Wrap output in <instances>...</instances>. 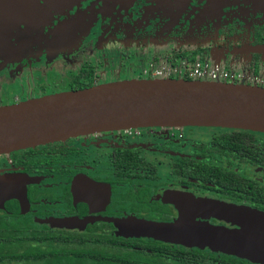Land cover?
Here are the masks:
<instances>
[{
	"label": "flooded vegetation",
	"instance_id": "af4514ba",
	"mask_svg": "<svg viewBox=\"0 0 264 264\" xmlns=\"http://www.w3.org/2000/svg\"><path fill=\"white\" fill-rule=\"evenodd\" d=\"M197 64L264 86V0H78L62 10L0 0V106L118 81L123 69L125 79H193ZM238 131L264 143L253 130L147 126L0 154V264H264V253L144 232L207 223L254 231L264 252V160L231 148Z\"/></svg>",
	"mask_w": 264,
	"mask_h": 264
},
{
	"label": "water",
	"instance_id": "95a60500",
	"mask_svg": "<svg viewBox=\"0 0 264 264\" xmlns=\"http://www.w3.org/2000/svg\"><path fill=\"white\" fill-rule=\"evenodd\" d=\"M55 8L78 0H54ZM10 18V17H9ZM14 18V17H13ZM208 126L264 132V86L220 79L131 78L0 106V154L126 127ZM230 211L241 214L240 206ZM189 246L256 256L257 235L195 223H147L144 232ZM256 242L254 243V241Z\"/></svg>",
	"mask_w": 264,
	"mask_h": 264
},
{
	"label": "trees",
	"instance_id": "16d2710c",
	"mask_svg": "<svg viewBox=\"0 0 264 264\" xmlns=\"http://www.w3.org/2000/svg\"><path fill=\"white\" fill-rule=\"evenodd\" d=\"M230 138L231 148L236 149L239 156H247V159L250 160H264V143L258 141L253 134L246 131H238L232 133Z\"/></svg>",
	"mask_w": 264,
	"mask_h": 264
},
{
	"label": "built area",
	"instance_id": "2783aa9c",
	"mask_svg": "<svg viewBox=\"0 0 264 264\" xmlns=\"http://www.w3.org/2000/svg\"><path fill=\"white\" fill-rule=\"evenodd\" d=\"M166 77L164 75H157L156 77ZM189 76L193 79H220L224 81H228L233 78V74H231L228 70L222 69L218 64L209 66V65H201L197 64L189 71ZM241 76V74H240ZM154 78V77H153ZM244 80V78H243ZM240 80V81H243ZM257 78L254 79L256 81ZM238 81V82H240ZM253 81V79H251ZM233 82H236L235 80ZM249 83V82H248ZM258 84V83H256ZM259 85V84H258ZM262 86V85H261Z\"/></svg>",
	"mask_w": 264,
	"mask_h": 264
},
{
	"label": "rangeland",
	"instance_id": "374dc122",
	"mask_svg": "<svg viewBox=\"0 0 264 264\" xmlns=\"http://www.w3.org/2000/svg\"><path fill=\"white\" fill-rule=\"evenodd\" d=\"M138 67H139L138 65H135V67L132 70L130 69V73H132V72L137 73V69H140ZM127 74H129V71L126 70V69H123V73H122V77L121 78L122 79L127 78L128 77ZM240 82H248V81H240ZM7 83L8 84H7L6 87H7V90L9 89V92L23 90L22 87L20 86V84H18V83L17 84L10 83V82H7ZM22 93H23V91H22ZM7 101H12L13 102V100H11V99H8ZM198 130H199V134L202 135V136H208V135L212 134V132L210 130H208L207 132H204V129H198ZM167 132H169L168 128H167ZM257 136L259 138H261L262 140H264V135L257 134ZM199 138L202 139V140H209L207 137H201L200 136ZM239 167L241 168V171H242V168L244 166H239Z\"/></svg>",
	"mask_w": 264,
	"mask_h": 264
},
{
	"label": "crops",
	"instance_id": "0c3cea01",
	"mask_svg": "<svg viewBox=\"0 0 264 264\" xmlns=\"http://www.w3.org/2000/svg\"><path fill=\"white\" fill-rule=\"evenodd\" d=\"M219 54H220V53H219L218 51H214V52H213V56H214V57H217Z\"/></svg>",
	"mask_w": 264,
	"mask_h": 264
}]
</instances>
